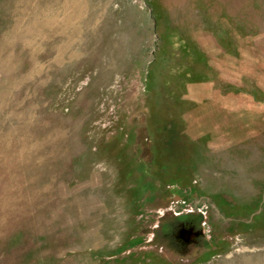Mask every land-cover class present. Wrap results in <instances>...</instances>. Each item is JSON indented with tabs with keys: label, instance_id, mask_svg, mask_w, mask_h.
<instances>
[{
	"label": "rangeland",
	"instance_id": "374dc122",
	"mask_svg": "<svg viewBox=\"0 0 264 264\" xmlns=\"http://www.w3.org/2000/svg\"><path fill=\"white\" fill-rule=\"evenodd\" d=\"M0 264H264V0H0Z\"/></svg>",
	"mask_w": 264,
	"mask_h": 264
},
{
	"label": "flooded vegetation",
	"instance_id": "af4514ba",
	"mask_svg": "<svg viewBox=\"0 0 264 264\" xmlns=\"http://www.w3.org/2000/svg\"><path fill=\"white\" fill-rule=\"evenodd\" d=\"M181 230L175 235L182 244V249L185 251L188 245L197 243L204 236L202 227L197 228L193 222H180Z\"/></svg>",
	"mask_w": 264,
	"mask_h": 264
}]
</instances>
